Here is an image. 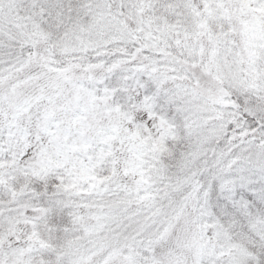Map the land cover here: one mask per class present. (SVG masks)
<instances>
[{
    "label": "snow or ice",
    "instance_id": "snow-or-ice-1",
    "mask_svg": "<svg viewBox=\"0 0 264 264\" xmlns=\"http://www.w3.org/2000/svg\"><path fill=\"white\" fill-rule=\"evenodd\" d=\"M0 264H264V0H0Z\"/></svg>",
    "mask_w": 264,
    "mask_h": 264
}]
</instances>
